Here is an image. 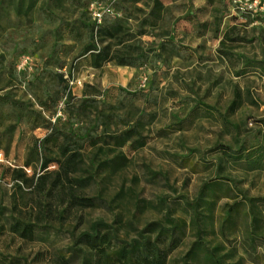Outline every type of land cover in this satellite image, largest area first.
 Returning a JSON list of instances; mask_svg holds the SVG:
<instances>
[{"label":"rangeland","instance_id":"rangeland-1","mask_svg":"<svg viewBox=\"0 0 264 264\" xmlns=\"http://www.w3.org/2000/svg\"><path fill=\"white\" fill-rule=\"evenodd\" d=\"M254 1L0 0V264H96L77 239L99 221L107 253L134 261L264 264ZM99 51L129 65L94 69ZM71 156L67 183L58 172ZM70 188L96 206L66 210ZM17 221L32 240L11 232Z\"/></svg>","mask_w":264,"mask_h":264},{"label":"trees","instance_id":"trees-1","mask_svg":"<svg viewBox=\"0 0 264 264\" xmlns=\"http://www.w3.org/2000/svg\"><path fill=\"white\" fill-rule=\"evenodd\" d=\"M113 60H117L114 57H109V55H106L103 51H99L96 53H93L92 55V67L94 69H100L103 68L107 63L112 62ZM119 65L127 66L129 63L123 59L117 60ZM75 162V156L69 157L65 163H63L59 170V176L61 174L64 175V178L67 183H71L70 179V173L71 165ZM16 172V181H22L25 185L31 187L33 186V180L26 179V175L23 171H15ZM61 177V176H60ZM44 177H40L39 183L37 184V189L43 188L44 190ZM62 180H56L53 182L51 187V194L53 193V190H55L59 183ZM31 182V183H30ZM20 190H22L21 186H18ZM61 198L63 200V204L67 203L68 207L66 210H70L71 208H81V209H87V208H93L96 206L95 199L92 198H81L79 197L73 188H70V191L65 194H61ZM64 210L63 212H66ZM55 213L54 209L51 205H48L46 211L43 209L40 210L39 214L36 217V222L38 224H43L47 222V219L50 217H53V214ZM108 228V225H106L103 221H99L94 226V233H83L80 235V237L77 239V242H80L82 244H85L89 250L95 253L96 255V264H165L168 252H153V255L151 258L148 257H140L138 261H134V258L132 256V250L127 251L125 248L122 251H119L115 254H109L107 253V250L111 246L112 238L110 237L109 233L100 235V231L102 229ZM11 232L17 236H19L22 239L26 240H32L33 233H34V226L27 225L22 223L21 221H17L15 224L11 227ZM145 239V238H144ZM136 243V242H134ZM108 245V247H105V245ZM134 245L130 244L128 247H133Z\"/></svg>","mask_w":264,"mask_h":264},{"label":"built area","instance_id":"built-area-1","mask_svg":"<svg viewBox=\"0 0 264 264\" xmlns=\"http://www.w3.org/2000/svg\"><path fill=\"white\" fill-rule=\"evenodd\" d=\"M259 2H260V0H255L254 2L245 3V7H246L245 9H246V10L253 11L254 9H257V5H258ZM97 16H98V18L101 17L100 14H98ZM74 83H75V82H73L72 85H73ZM77 84H78V85H81V82L79 81V82H77ZM27 171H28V172H31V171H29V170H27Z\"/></svg>","mask_w":264,"mask_h":264},{"label":"crops","instance_id":"crops-1","mask_svg":"<svg viewBox=\"0 0 264 264\" xmlns=\"http://www.w3.org/2000/svg\"><path fill=\"white\" fill-rule=\"evenodd\" d=\"M104 68V67H103Z\"/></svg>","mask_w":264,"mask_h":264}]
</instances>
